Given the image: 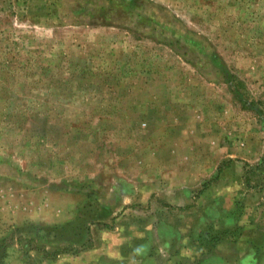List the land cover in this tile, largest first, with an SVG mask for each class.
<instances>
[{"label":"rangeland","instance_id":"374dc122","mask_svg":"<svg viewBox=\"0 0 264 264\" xmlns=\"http://www.w3.org/2000/svg\"><path fill=\"white\" fill-rule=\"evenodd\" d=\"M0 264H264V0H0Z\"/></svg>","mask_w":264,"mask_h":264},{"label":"trees","instance_id":"16d2710c","mask_svg":"<svg viewBox=\"0 0 264 264\" xmlns=\"http://www.w3.org/2000/svg\"><path fill=\"white\" fill-rule=\"evenodd\" d=\"M85 231H88V226L86 225L85 227ZM72 242H76L75 240H73ZM82 242V244H85L86 243V241H81Z\"/></svg>","mask_w":264,"mask_h":264}]
</instances>
